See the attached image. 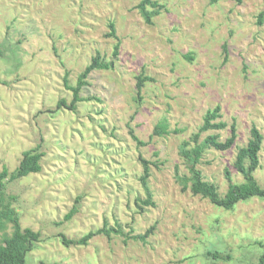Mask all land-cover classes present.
<instances>
[{
	"label": "rangeland",
	"instance_id": "obj_1",
	"mask_svg": "<svg viewBox=\"0 0 264 264\" xmlns=\"http://www.w3.org/2000/svg\"><path fill=\"white\" fill-rule=\"evenodd\" d=\"M141 0H0V171L15 172L24 151L43 154L37 174L9 183L22 229L40 234L25 264H258L264 249V200L224 210L189 189L179 146L219 106L236 139L225 152L207 149L196 168L224 196L243 182L234 168L253 126L263 136L253 176L264 188V0H153L164 8L147 24ZM262 21L259 23V15ZM116 39L109 38V24ZM99 55L109 70L92 71L68 106L78 76ZM150 78L137 97L136 78ZM166 122L168 135L153 136ZM133 136L137 139H133ZM145 161L153 207L140 201ZM189 185V184H188ZM80 198L78 212L64 216ZM141 206L142 209L139 207ZM60 223V224H59ZM123 236L93 237L86 246L61 244L116 228ZM152 231L145 243L133 236ZM13 232H0V243ZM230 255L229 261L206 252Z\"/></svg>",
	"mask_w": 264,
	"mask_h": 264
},
{
	"label": "trees",
	"instance_id": "obj_2",
	"mask_svg": "<svg viewBox=\"0 0 264 264\" xmlns=\"http://www.w3.org/2000/svg\"><path fill=\"white\" fill-rule=\"evenodd\" d=\"M236 4H240L242 0H233ZM164 7L158 2L153 0H141L137 5L140 15L143 17L147 24H151L152 18L159 15L160 11ZM261 13L259 15V23L262 21ZM109 38L116 39L114 25L109 24V33L106 35ZM2 52L0 50V56ZM112 66L111 62L103 61L97 54L86 66L82 73L78 76L75 86H69L66 76L63 78L64 87L72 94L70 104L67 106L65 101L60 100L57 103V109L66 107L71 111H75L78 103L88 102L93 98H81L79 96L81 89L87 85V78L92 71L95 70H109ZM137 98L144 84L148 81H152L150 78L140 74L136 78ZM220 108L216 106L212 110H208L203 118V124L199 128L198 132L193 134L189 140L183 141L179 146V156L183 159L188 176H179L176 173L178 182L182 186V190L189 189L192 195L200 196L203 199L208 200L211 204L224 210H232L233 207L239 203L251 198H259L264 200V188H261L254 179V172L259 167V152L262 147L263 136L253 126L250 130V139L246 146L239 148L235 161L233 163L234 170L241 175L243 182L234 184L231 182L230 172L224 171V176L228 182L227 190L224 196H220L216 187L206 181H203L201 172L196 168L202 157V154L207 149H214L216 151L225 152L228 151L234 144L236 139L235 125L230 126V136L224 141H219L217 134H210L199 141L201 133H205L213 130H223L226 128V124L223 122H216L220 117ZM168 126L166 122L158 123L153 130V136L168 135ZM133 139H137L133 136ZM43 154L38 152L37 149L24 151L22 153L21 160L17 169L13 173H9L6 168L0 171V232L6 229L8 224L13 227V232L10 236H5L0 243V264H25V257L30 253L34 245L39 243L40 234L34 232L31 229H22L19 222V215L13 207V204L17 202V197L8 195L6 192L7 185L20 178L26 177L30 174H37L41 170L40 162ZM143 165V173L139 179L140 185L145 194V200L140 201L141 205L145 207H153L154 204L151 201V192L148 188L149 168L145 161H141ZM189 184V185H188ZM80 198H76L73 207L64 216V221H69L77 212ZM141 209L142 207L139 206ZM60 224V223H59ZM152 228H150L145 234L133 236L132 239L145 243L146 238L150 235ZM111 234L123 236V232L117 225L116 228H106L104 226L101 229L88 232L79 239H67L63 235H59L61 244L68 248L70 246H86L88 242L95 236L104 235L110 238ZM264 249V245L260 244ZM206 257L213 260L229 261L230 255L224 254L218 251L206 252ZM258 264H264V253L260 256Z\"/></svg>",
	"mask_w": 264,
	"mask_h": 264
}]
</instances>
